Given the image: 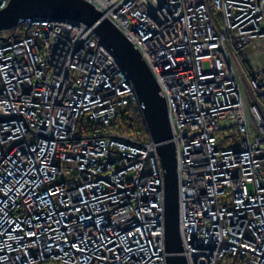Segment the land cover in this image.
Listing matches in <instances>:
<instances>
[{
	"label": "built area",
	"instance_id": "built-area-1",
	"mask_svg": "<svg viewBox=\"0 0 264 264\" xmlns=\"http://www.w3.org/2000/svg\"><path fill=\"white\" fill-rule=\"evenodd\" d=\"M165 98L188 264H264V0H87ZM8 0H0V9ZM0 43V264H167L164 169L141 103L82 22L28 17Z\"/></svg>",
	"mask_w": 264,
	"mask_h": 264
},
{
	"label": "water",
	"instance_id": "water-1",
	"mask_svg": "<svg viewBox=\"0 0 264 264\" xmlns=\"http://www.w3.org/2000/svg\"><path fill=\"white\" fill-rule=\"evenodd\" d=\"M28 17L73 20L86 24L112 49L127 71L142 105L141 113L147 132L157 145L164 169L167 264H188L181 253L176 148L171 140L168 107L140 52L111 20L87 0H8V4L0 9V31L14 28L21 19Z\"/></svg>",
	"mask_w": 264,
	"mask_h": 264
},
{
	"label": "trees",
	"instance_id": "trees-1",
	"mask_svg": "<svg viewBox=\"0 0 264 264\" xmlns=\"http://www.w3.org/2000/svg\"><path fill=\"white\" fill-rule=\"evenodd\" d=\"M17 32V28L0 31V43L4 39L13 38L17 35ZM110 129H117L119 132L135 139H144L148 136L142 113L134 103L127 105L125 109L118 113Z\"/></svg>",
	"mask_w": 264,
	"mask_h": 264
},
{
	"label": "rangeland",
	"instance_id": "rangeland-1",
	"mask_svg": "<svg viewBox=\"0 0 264 264\" xmlns=\"http://www.w3.org/2000/svg\"><path fill=\"white\" fill-rule=\"evenodd\" d=\"M263 49H264V45H263ZM260 59H261L262 61H264V53L260 55Z\"/></svg>",
	"mask_w": 264,
	"mask_h": 264
}]
</instances>
